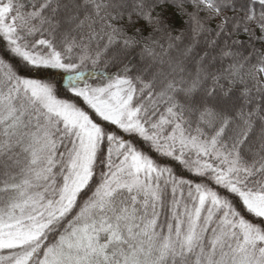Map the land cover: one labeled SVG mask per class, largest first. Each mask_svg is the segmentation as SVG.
I'll list each match as a JSON object with an SVG mask.
<instances>
[{"label": "snow or ice", "instance_id": "1", "mask_svg": "<svg viewBox=\"0 0 264 264\" xmlns=\"http://www.w3.org/2000/svg\"><path fill=\"white\" fill-rule=\"evenodd\" d=\"M0 264H264V0H0Z\"/></svg>", "mask_w": 264, "mask_h": 264}, {"label": "trees", "instance_id": "2", "mask_svg": "<svg viewBox=\"0 0 264 264\" xmlns=\"http://www.w3.org/2000/svg\"><path fill=\"white\" fill-rule=\"evenodd\" d=\"M172 14V10L170 9L169 10V15H171ZM175 24H176V26L177 27H182L183 25H182V21L179 19V18H175ZM257 47H260L259 45H257ZM178 173L180 172V169H178V168H176L175 169Z\"/></svg>", "mask_w": 264, "mask_h": 264}]
</instances>
